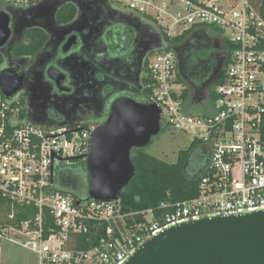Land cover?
I'll use <instances>...</instances> for the list:
<instances>
[{
    "label": "built area",
    "instance_id": "built-area-1",
    "mask_svg": "<svg viewBox=\"0 0 264 264\" xmlns=\"http://www.w3.org/2000/svg\"><path fill=\"white\" fill-rule=\"evenodd\" d=\"M49 1L0 0V11ZM110 1L148 28L147 104L161 109V125L190 135L206 162L194 198L153 209L126 212L120 199L61 193L59 173L85 163L97 125L35 124L24 87L9 99L0 89V245L29 251L38 264H124L171 226L264 211V19L258 9L249 0ZM211 28L235 48L224 56L223 78L199 116L181 103L175 55L163 37Z\"/></svg>",
    "mask_w": 264,
    "mask_h": 264
},
{
    "label": "water",
    "instance_id": "water-1",
    "mask_svg": "<svg viewBox=\"0 0 264 264\" xmlns=\"http://www.w3.org/2000/svg\"><path fill=\"white\" fill-rule=\"evenodd\" d=\"M60 6L56 1H49L29 13L34 19L44 17L47 27L51 28ZM32 26L24 21L20 25L25 29ZM17 27L12 12L0 11L1 54ZM68 27L60 30L69 33L72 29ZM75 39L72 36L68 40L63 53L69 51ZM51 73L60 74L58 71ZM23 87V76L14 71L10 63L0 71V89L6 99ZM41 90L38 78L28 90V111L35 107ZM160 115L161 109L156 105L130 97H119L112 102L107 119L90 135L84 163L88 200L112 202L120 199L135 174L132 152L145 149L161 133ZM31 120L38 125H50ZM124 264H264V211L204 217L171 226L142 244Z\"/></svg>",
    "mask_w": 264,
    "mask_h": 264
},
{
    "label": "flooded vegetation",
    "instance_id": "flooded-vegetation-1",
    "mask_svg": "<svg viewBox=\"0 0 264 264\" xmlns=\"http://www.w3.org/2000/svg\"><path fill=\"white\" fill-rule=\"evenodd\" d=\"M55 1L61 6L72 4L76 8L73 20L57 23L61 6L51 28L47 27L44 17L34 19L32 15L11 11L18 27L3 52L8 64L16 67L24 78L22 96L26 99L35 80H41L39 100L28 111L30 119L50 125L74 126L89 121L99 125L107 119L110 106L117 98L140 99L136 88L146 74L144 63L148 60L149 46L139 44L141 32L134 29L136 19L113 8L110 0ZM22 21L34 25L31 29H38L45 41L33 56L25 55L14 61L10 59L12 50L27 44L29 29L20 27ZM62 27L72 30L65 34L60 30ZM72 36L76 38L75 43L63 53ZM119 59L132 60L131 75L130 70H121ZM51 71L60 74H50ZM63 181L66 187L83 188L76 183L70 185L68 179Z\"/></svg>",
    "mask_w": 264,
    "mask_h": 264
},
{
    "label": "trees",
    "instance_id": "trees-1",
    "mask_svg": "<svg viewBox=\"0 0 264 264\" xmlns=\"http://www.w3.org/2000/svg\"><path fill=\"white\" fill-rule=\"evenodd\" d=\"M255 6L264 19V0H249ZM111 6L117 9V6L111 2ZM76 8L72 4H65L56 17L58 24L67 23L75 17ZM136 27L141 35L139 36L140 45L149 35L148 28L139 20H135ZM208 29L188 30L181 36L167 38L163 41L169 44L168 49L175 55L176 60V82L182 86L180 95L181 103L188 104L191 107L197 106L204 99H213L212 88L215 84L221 82L227 59L235 48V45L222 38L218 43L212 37ZM212 33H218L215 28L209 29ZM27 44L13 49L10 56L12 60L17 61L23 56H33L41 47L45 38L38 29H31L26 34ZM7 55L0 53V71L1 67L7 62ZM131 59H119L121 70H130ZM16 66V63L14 64ZM146 74L140 79L139 101L147 103L149 96V87L152 84L148 75V60H145ZM17 71L16 67L13 68ZM19 72V71H18ZM120 74V73H119ZM120 82L125 80L119 79ZM25 85V82H24ZM25 104V101L22 100ZM135 174L130 184L122 191L120 203L126 212L153 209L159 207L162 203H176L191 199L196 196L197 183L201 171L205 165L206 159L197 149V143L191 142L188 149L179 152L174 164H168L151 155L145 153V149L134 150L131 155ZM79 167L84 171V163L78 161ZM63 170L59 173L56 181L57 189L61 193H67L73 197L83 198L86 196V185L82 183L80 177H72ZM64 173V174H63ZM68 179L79 187L65 186L63 179ZM59 181V182H58Z\"/></svg>",
    "mask_w": 264,
    "mask_h": 264
},
{
    "label": "rangeland",
    "instance_id": "rangeland-1",
    "mask_svg": "<svg viewBox=\"0 0 264 264\" xmlns=\"http://www.w3.org/2000/svg\"><path fill=\"white\" fill-rule=\"evenodd\" d=\"M15 9V8H13ZM6 10V8H5ZM8 62L5 61L1 67V71L8 67ZM124 95V94H119ZM22 100L25 99L22 97ZM139 101V100H137ZM140 102V101H139ZM202 102V101H201ZM207 99H204L201 103L202 106L197 107L190 114L202 116L208 109ZM94 121H89L88 124H94ZM192 138L190 135L172 129L165 124L162 125L161 133L155 137L151 143L145 148V153L151 155L161 161L168 164H174L177 160L179 152H183L190 146ZM78 161L73 165L66 168L65 172H68L72 177H80L83 185H86L85 171H82L78 166ZM0 264H38L37 257L29 251L23 250L16 246L2 243L0 245Z\"/></svg>",
    "mask_w": 264,
    "mask_h": 264
},
{
    "label": "crops",
    "instance_id": "crops-1",
    "mask_svg": "<svg viewBox=\"0 0 264 264\" xmlns=\"http://www.w3.org/2000/svg\"><path fill=\"white\" fill-rule=\"evenodd\" d=\"M55 1V0H54ZM41 6V5H40ZM38 7V6H37ZM14 7H8V8H6V10H4V11H14V12H16V13H18V14H24V15H30V13H29V11L30 10H32V9H34V8H36V7H32V8H26V9H18V8H15V9H13ZM33 27V26H32ZM31 28H29V30H30ZM208 32H209V34L212 36V37H214L215 39H216V41H218V43H220L221 42V38H219V37H217V36H215V34L214 33H212V31H210L209 29L207 30ZM148 33H149V31H148ZM143 43H144V45H146L145 44V42L143 41ZM147 46V45H146ZM13 68H15V67H12V69ZM14 70V69H13ZM15 71V70H14ZM18 74H20V72H18V70L16 71ZM21 75V74H20ZM203 102V101H202ZM202 102H200L197 106H194V107H191V106H189L188 104H185V107H186V110H187V112H191V111H194L195 109H197V107H200V106H202ZM207 103H209L210 104V100H208L207 99ZM206 103V104H207ZM209 104H207V106H209ZM30 119V118H29ZM31 120V119H30ZM32 121V120H31Z\"/></svg>",
    "mask_w": 264,
    "mask_h": 264
}]
</instances>
